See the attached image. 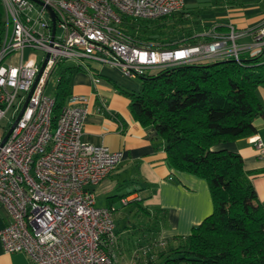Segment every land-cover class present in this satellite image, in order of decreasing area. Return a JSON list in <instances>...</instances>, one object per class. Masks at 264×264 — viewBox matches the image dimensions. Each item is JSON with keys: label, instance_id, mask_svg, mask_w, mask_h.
<instances>
[{"label": "built area", "instance_id": "built-area-1", "mask_svg": "<svg viewBox=\"0 0 264 264\" xmlns=\"http://www.w3.org/2000/svg\"><path fill=\"white\" fill-rule=\"evenodd\" d=\"M39 1L1 0L0 120L11 112L0 135V203L9 218L0 241L6 253L24 252L29 264H117L113 209L97 206L91 187L115 169L123 150L81 140L86 94L70 93L53 123L55 97L45 91L52 75L65 62L87 69L88 60L135 77L175 64L228 58L241 63L243 54L260 55L264 62V21L251 28L213 29L196 43L153 46L126 25L177 13L183 0ZM247 36L250 40L240 41ZM255 145L264 153L258 136Z\"/></svg>", "mask_w": 264, "mask_h": 264}, {"label": "trees", "instance_id": "trees-1", "mask_svg": "<svg viewBox=\"0 0 264 264\" xmlns=\"http://www.w3.org/2000/svg\"><path fill=\"white\" fill-rule=\"evenodd\" d=\"M190 13L180 10L156 20H131L126 27L153 46L207 39L190 24L195 19ZM4 20L0 0V43ZM75 68L64 63L59 66L53 123L70 94ZM139 79L138 92L123 90L131 115L142 126L154 129L171 167L207 181L212 211L188 234L165 238L161 248L150 251L151 245L157 246V236L167 222L165 211L157 207L149 210L133 201L132 217L141 212L147 219L132 223L131 233L137 234L132 247L148 248L145 264H264V201L257 199L241 155L227 147L228 142L254 133V118L264 117L256 92L257 86L264 84L260 55L243 54L241 63L228 58L175 64Z\"/></svg>", "mask_w": 264, "mask_h": 264}, {"label": "crops", "instance_id": "crops-1", "mask_svg": "<svg viewBox=\"0 0 264 264\" xmlns=\"http://www.w3.org/2000/svg\"><path fill=\"white\" fill-rule=\"evenodd\" d=\"M182 10H191L190 18L195 19L198 33L205 35L210 30L226 31L229 24L239 29L251 28L257 24L246 23L236 18L217 16L207 19L202 10L227 8L229 15L239 0H183ZM264 20L261 16L260 22ZM209 21V22H208ZM258 21V22H259ZM208 27L206 29L200 28ZM210 26V27H209ZM243 37L240 41H248ZM86 67H76L70 77V93L88 96V113L84 119L81 140L94 145H104L111 150H123V158L115 169L91 188L97 206H109L116 215L132 214L133 201H139L147 209H164L168 225L163 227V238L185 235L193 225L198 224L212 211V200L207 181L187 171L170 166L160 140L155 139L152 127H144L133 118L129 110V98L123 92L140 90L134 76L125 75L118 67L88 60ZM98 77V81L93 80ZM259 101L264 107V84L256 88ZM255 132L227 143V147L237 151L243 158V168L254 187L257 199L264 201V153L255 145L257 136L264 143V117L254 118ZM157 142V146H155ZM142 193L146 196H143ZM101 203L97 204V199ZM128 213V214H127ZM6 208L0 203V229L8 222ZM117 233H120L118 229ZM133 235V234H132ZM123 234L116 241L121 248L119 258L133 249L134 238ZM126 236V237H125ZM139 264H145L141 261ZM124 261V260H123ZM0 264H29L24 252L6 253L0 241ZM126 264H130L127 262ZM136 264V263H133Z\"/></svg>", "mask_w": 264, "mask_h": 264}, {"label": "rangeland", "instance_id": "rangeland-1", "mask_svg": "<svg viewBox=\"0 0 264 264\" xmlns=\"http://www.w3.org/2000/svg\"><path fill=\"white\" fill-rule=\"evenodd\" d=\"M239 2H240L239 6L235 7L233 9V11L230 12L232 15H229V11L227 8L225 9V8L221 7L219 9V8L213 7L210 10L209 9L208 10H202L201 16L207 17V19L217 18V16H220V17L227 16L229 18L233 17V18H236L240 21H243L246 23H251V25L252 24H259L262 21H264V20H262L261 22L259 21L261 19V16L264 15V0H239ZM200 28L206 29L205 27H203L201 25H200ZM173 41H176V39H173ZM29 54H30L29 50H26L24 52V58H26ZM35 54H37L40 57L41 53L38 52ZM68 63H70V62H65L64 64L66 65ZM59 72H60V69L56 70L54 72V74L52 75L51 80L48 82L46 90H45L47 94H50V95L54 94V90H55V87L57 85L56 80H57V76H58ZM134 78L137 79L139 84H140L139 77L134 76ZM10 112H11V109L7 110L4 114V116L0 120V135L3 134L4 129H7L8 125H9L8 120L10 117ZM142 194H143V196H146L145 194H147V193H142ZM98 203H101V199H99V198L97 199V204ZM121 214L122 215H116L113 213V220L115 223V232L117 235V240H119V238L123 234H125V235L130 234V236L132 235V233H131L132 232V223H136V221H141V223H143L147 219L144 216L146 214L141 213V212H137L138 216L134 217V218L132 217V214L127 213L128 215H126V214H124L123 211ZM124 224H127L129 228H125V226H123ZM151 224H152V222H151ZM167 225H168V221L165 223V227H167ZM118 229L120 230L121 234L117 233ZM161 230H160L159 235L157 236V239H158V241L156 242V243H158L157 246L155 247V246L151 245L149 247L150 251H154V249H157V247L161 248L164 245L162 243V241L165 238L162 237ZM136 236H137L136 233H134L132 235L133 238ZM120 249L121 248L119 247V245H118V247L116 245L115 251H116L117 264H126L127 262H129L130 264H133V263L139 264L140 259H142L141 260L142 262H145L144 251L148 252L147 247H145V246H141L139 248L133 247V249L128 251L129 253L125 254V258H121V257L119 258V255H121V253H118V251Z\"/></svg>", "mask_w": 264, "mask_h": 264}, {"label": "water", "instance_id": "water-1", "mask_svg": "<svg viewBox=\"0 0 264 264\" xmlns=\"http://www.w3.org/2000/svg\"><path fill=\"white\" fill-rule=\"evenodd\" d=\"M34 1L40 2L39 0H34ZM48 11H49V13H50V15H51V17H52V20H53V23H52V26H53V27H52V28H53V30H54V13H53V11H52L50 8H48ZM43 65H44V62H43V64H42V66H41V69H42ZM33 86H34V85H33ZM33 86L31 87L30 91L28 92V95H27V97H26V100H25V102H24V104H23V106H22L20 112L18 113V115H17V117H16L14 123L12 124V126L9 128V130L7 131V133L5 134V136L3 137L2 142H4V141L6 140V138L8 137V135H9L11 129H12V127L14 126V124H15V122L17 121L18 117L20 116L22 110L24 109V107H25V105H26V102H27V100H28V97L30 96V94H31V92H32Z\"/></svg>", "mask_w": 264, "mask_h": 264}]
</instances>
